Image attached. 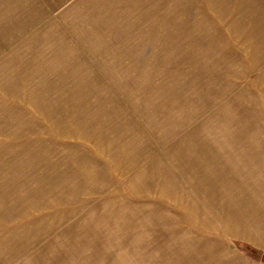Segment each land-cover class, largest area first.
I'll list each match as a JSON object with an SVG mask.
<instances>
[{
	"label": "rangeland",
	"instance_id": "374dc122",
	"mask_svg": "<svg viewBox=\"0 0 264 264\" xmlns=\"http://www.w3.org/2000/svg\"><path fill=\"white\" fill-rule=\"evenodd\" d=\"M0 264H264V0H0Z\"/></svg>",
	"mask_w": 264,
	"mask_h": 264
},
{
	"label": "crops",
	"instance_id": "0c3cea01",
	"mask_svg": "<svg viewBox=\"0 0 264 264\" xmlns=\"http://www.w3.org/2000/svg\"><path fill=\"white\" fill-rule=\"evenodd\" d=\"M246 2H248L249 0H245Z\"/></svg>",
	"mask_w": 264,
	"mask_h": 264
}]
</instances>
